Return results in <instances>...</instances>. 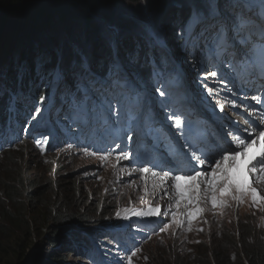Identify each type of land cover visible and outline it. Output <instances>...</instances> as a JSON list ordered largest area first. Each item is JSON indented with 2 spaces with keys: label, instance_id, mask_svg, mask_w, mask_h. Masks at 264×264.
I'll list each match as a JSON object with an SVG mask.
<instances>
[{
  "label": "rangeland",
  "instance_id": "374dc122",
  "mask_svg": "<svg viewBox=\"0 0 264 264\" xmlns=\"http://www.w3.org/2000/svg\"><path fill=\"white\" fill-rule=\"evenodd\" d=\"M74 3H76L74 6L80 15L79 17H81L80 19L84 16L95 25L87 27L80 19L71 18L66 21L61 16H52V24H44L47 15H52V11H50L47 4L44 9H32L23 12L25 18H13L14 16L12 15V18H0V82L2 84L5 82L4 74L7 77L6 65L8 64L9 49H12L13 53L17 56L18 52L25 54L26 48L28 46L31 47L30 45L47 48L54 47L56 57L59 59L63 57L64 64H68V62L78 61L79 52L76 48L81 49L86 45V49L82 53L90 58L91 65H95L97 59L92 55L90 49L100 46L102 59L106 61L109 52L108 39L112 31L117 30L119 21L125 20L128 21L127 23H130V28H127L130 30L127 31L126 29L119 35L122 41L121 55L123 56L124 50L133 48V45L123 42L125 40L133 38L134 42L137 40L136 43L138 42L141 46H144L140 33L141 21L152 19L164 27L167 35L168 33L172 34L174 23L182 18V12L185 13V11L189 10L192 0H173L164 8V10L166 9L165 12L159 15L154 13L151 15L149 13L145 0H138L135 3L114 0L112 1V4L115 6L114 13L112 18L107 21L102 19L98 13L87 10L85 4L78 1H74ZM27 20H30L31 24H26ZM21 26H24V31H19L22 29ZM167 38L170 44L168 54L171 56L170 50L173 51L171 49L173 42L171 41L175 39V36L173 34ZM172 48H175V46L172 45ZM68 50L74 54L72 53L73 55H71ZM15 67L18 69V78L21 79L22 74H19L20 63L18 61ZM161 68L158 64L154 66V70L156 71ZM44 84H37L34 90L27 94L33 107L32 113L29 114L28 118L30 120L33 119L31 122L35 120L36 124L42 119L41 116L44 115L47 103L53 105L51 103L52 99L56 101L55 107H64L63 104L59 103L60 100L55 88L60 97H65L66 102L71 100L70 91L63 81L58 83L56 78L47 80L46 87H48V91L46 95L40 93L45 87ZM8 86L10 85L8 84ZM63 89L67 91L62 93L61 90ZM2 90L3 86H1L0 92ZM14 93L22 92L20 88H17ZM41 96L45 97L43 101L40 100ZM36 97H38V100L34 101ZM37 109H39V112H37ZM78 109L80 108L77 107L74 113L73 111L67 113L69 120H72ZM112 114H114V111H112ZM51 141L57 147L51 148L48 151L42 150V146L36 148L33 142H29L12 147L6 153H2L0 156V185L6 180H15L18 175L24 179V183L31 179L36 180L41 183L43 188H47V194L46 196L44 195L45 203H42V208L51 209L47 207H51L54 200H56L58 203L56 212L59 215L78 216L81 214L85 217L89 216L90 218L87 219L88 223H91L88 226L89 230L101 229L100 227H93L94 225L110 226L112 223L119 222L124 212L131 217L133 210H139L141 205L149 203L152 200L156 201L157 207H160L159 198H153V195L148 196V200L147 197L146 199L143 198L145 197L143 196L144 188L137 186L136 176L138 172L130 171L129 166L118 164L116 160L111 159L100 161V165L92 158L87 159L81 164H76V162H72L69 159L80 154L85 156L81 150L76 146H70L65 141L53 139ZM50 143L48 142L47 145ZM148 188H150V184ZM256 189L261 196H264L260 188ZM213 194L212 192L211 195H207L205 198L204 219L202 220L203 217L201 216L193 225L187 226L188 228L181 227L178 221L170 219L169 215L166 216L164 219L165 223L162 226L165 230L159 235L154 236L148 244L140 248L135 256H132V264H171L169 260L171 257L177 258L175 262L179 263L181 260H186L185 258L194 250L193 248H197L198 246L208 248L213 229L217 233L215 237L221 236V243H224L233 240L234 234L238 232L239 225L240 227L242 225L244 234L251 235V237H246L248 239L250 237L252 243L261 245L264 250V201L253 203L250 194H244L242 199H237L241 194L235 190L230 195L221 197L219 189H217L215 194L223 203H218L214 207L211 203V196ZM2 198L3 195L0 190V201H3ZM22 202L27 208L22 214L28 225V237L20 236L24 230H21L17 226L13 233L11 232L8 235V239L4 240L6 245L5 247H1L0 264H36V262H38L37 264H84L85 259L78 258L73 252H69L65 245L63 246H65L66 250L64 247L57 245L52 248L46 246L47 243L44 241L47 239L50 228L53 226L52 219L43 215V209L40 207L36 209L31 208L25 197L22 198ZM117 212L121 214L120 218L116 217ZM135 219L134 217L132 218V220ZM206 219L210 220V225H206L205 227ZM1 222L3 226L6 225L5 222L0 220ZM84 225H77L78 228L80 227L79 234L83 236L85 244H90L93 239L92 236H84V230L86 229ZM17 230H20V232H17ZM67 233L69 231H66L62 235L65 237ZM103 237L104 235H100L99 239ZM19 238L23 240V244L26 246V254L20 261L16 256L20 251L16 248L17 245H15ZM251 242H248V245H251ZM39 246L42 249L39 250ZM204 247L201 250L202 252ZM225 247L228 248L229 245L227 244ZM99 248L104 253H107L105 257L107 264H128V260L121 261L120 258L114 255L111 244L105 245L104 242H100ZM39 251H42V253ZM226 254L228 264H240L239 262L242 260L243 264H246L245 260L241 259L242 255L239 257L240 255L237 254L234 248L226 250ZM59 257L61 260L58 259Z\"/></svg>",
  "mask_w": 264,
  "mask_h": 264
},
{
  "label": "snow or ice",
  "instance_id": "6c2138e0",
  "mask_svg": "<svg viewBox=\"0 0 264 264\" xmlns=\"http://www.w3.org/2000/svg\"><path fill=\"white\" fill-rule=\"evenodd\" d=\"M181 28L183 35L179 39L184 41V48L191 46L194 56L196 51H200L208 59L218 61L217 66L220 68L227 64L239 78L256 75L264 78V0H192L186 18L181 20ZM140 33L144 46L148 49L146 52L137 42L133 48L124 50V55L121 56L122 41L118 30H113L108 39L106 66L101 65L102 71H94L90 58L80 53L78 61H72L67 65L62 59L58 61L49 70L50 75L54 76L58 83L63 81L70 90L73 105L79 107L82 112L90 115L97 103L101 107L107 104L110 108V98L123 97L140 77L139 67L142 60L155 66L159 54L160 65L167 63L170 45L164 27L152 19H145L141 21ZM218 76L220 80L225 78L220 72L211 71L204 79L207 81L209 77ZM205 87L209 95L215 93V89L207 87V84ZM44 99L45 97H40L41 101ZM252 99L264 103V97L253 96ZM218 106L221 111L224 110V104L220 103ZM250 122L253 128L245 130L246 134L229 133L234 139L228 141L229 147L216 154L224 161L222 167L214 156L202 154L198 157L193 151L191 156L186 155L190 167L169 168L163 171L161 179L173 173H182L174 175L173 187L178 199L191 201V192L195 190L199 193L198 177L206 176L209 172L208 169L198 168L197 164L203 166L205 161H208L221 169L219 174L212 172L211 179L207 180L214 193L211 196L214 207L218 203H223L215 194L217 185H220L221 197L230 195L235 190L241 194L237 199H242L244 194H250L253 203L264 201V196H261L255 187H250L248 174L257 168L264 172V120ZM175 124L180 126L181 121L176 119ZM257 135L259 147H256L254 138ZM108 155H111V151L101 159H107ZM121 156L127 158L128 153L122 152ZM139 171L147 174L149 168L141 167ZM152 175L155 177L157 173L153 171ZM201 211L202 209L197 208L195 213ZM161 214L160 207H149L147 211L133 210L131 217L124 218L159 217ZM120 216L121 214L117 212L116 217ZM164 230V227L160 229L161 232ZM135 255L136 252H132L128 264H132V256Z\"/></svg>",
  "mask_w": 264,
  "mask_h": 264
},
{
  "label": "trees",
  "instance_id": "16d2710c",
  "mask_svg": "<svg viewBox=\"0 0 264 264\" xmlns=\"http://www.w3.org/2000/svg\"><path fill=\"white\" fill-rule=\"evenodd\" d=\"M74 1L81 2L85 4L87 10H92L98 15L107 21L111 19L114 13L115 6L112 4L114 0H0V18H10L11 15L14 16L13 18L23 17L25 18V14L23 12H27V10H41L44 9L45 5H48L50 11H52V15L48 14L44 24H52V16L57 17L61 16L62 19L68 20L71 18L80 19L79 13L76 11ZM128 3H135L138 0H122ZM146 8L151 13L154 14H163L165 12L164 8L173 0H145ZM168 2V3H167ZM73 5H72V4ZM71 4V5H70ZM149 5V6H147ZM185 15V14H184ZM79 17V18H78ZM12 18V17H11ZM41 20V18H40ZM85 26L89 27L95 25L92 21L86 19V17L82 16L80 19ZM121 20V19H120ZM125 22V23H119ZM117 24V30L119 35L123 33L127 28H130V23L128 21L122 20L119 21ZM26 24H31L30 20L25 22ZM125 25V26H124ZM22 29L19 31H24V26H21ZM94 28V27H92ZM130 29H127L129 31ZM26 32V31H25ZM91 33L90 30H88ZM26 36V34H25ZM137 40H125L123 42L135 46ZM82 46L81 44H79ZM27 47L25 50V54L23 52H18L17 56L13 53L12 49H9L8 54V64L6 65V75H4L5 82L9 84L12 89L15 85L20 84L22 90H29L32 92L34 87L41 82L43 77H47L50 75L49 70L53 68L58 61L61 59L57 58L54 54V47L47 48V47H37L32 46ZM86 46V45H85ZM85 46L81 49L76 50L80 53L85 51ZM92 55L96 57L97 67L95 71H102L101 65H104L106 61L102 59L101 56V48L92 47L90 49ZM71 55L74 53L69 51ZM73 53V54H72ZM60 56H62L59 53ZM62 60L64 61L63 57ZM17 61L20 63V72L22 74V78H18L17 68ZM67 61V60H66ZM68 62V61H67ZM69 64V62H68ZM1 65V59H0ZM67 65V63H65ZM25 66V68H24ZM26 69V70H25ZM22 71V73H21ZM1 76V75H0ZM52 76V75H50ZM38 81V82H37ZM33 84V85H32ZM32 85L31 89L29 86ZM46 90L43 89L40 93L45 94ZM30 149V148H29ZM31 150V149H30ZM24 179L21 176H17L15 180H6L0 185V190L3 195V201H0V220L5 222V226H3L2 222L0 223V253L1 247H5V239H8V235L18 226L21 230H24L23 234L20 236L28 237L27 230L28 225L26 224L23 216V212L26 211V206L23 205L22 198L25 197L28 201L31 208H41L43 209V215L50 217L53 222V226L50 228V233L45 239L46 246H50V248L54 246H61L65 249V237L62 235L66 231H71L72 227L77 226L78 224H85L84 226H90V222L88 223L87 219L90 218L89 216L85 217L84 215L79 214L78 216H66L65 214L59 215L56 212V206L58 205L57 201L54 200L51 209L42 208V203H45L44 195L47 194V188H43L41 183L34 181H26L24 183ZM22 209V210H21ZM57 215V216H55ZM59 215V216H58ZM68 224V226H66ZM241 228V230H240ZM69 229V230H68ZM244 229V228H243ZM20 232V230H17ZM217 234L214 229L211 232V241L209 242V247L198 246L197 248H193L192 253L186 257V260H181V262H175L177 258L171 257L169 260L171 264H228L226 250H234L239 254L241 259L243 258L246 264H264V250L263 247L258 244H254L251 242V235H246L242 231V225L238 226V232L234 234L233 240L229 242L226 241L221 243V236L215 237ZM246 236H250L249 239ZM248 242H251V245H248ZM239 243V245H237ZM229 245L228 248L225 245ZM16 248L20 251L17 253L18 260H22L25 256L26 246L23 244V240L20 238L17 240ZM204 247L203 252L201 251ZM240 248V249H239ZM4 249V248H2ZM37 249V248H36ZM38 249H42V247H38ZM42 253V251H39ZM44 254V252H43ZM177 257V256H176ZM238 257V259H239ZM61 260V258H58ZM186 261V262H185ZM38 262H36L37 264ZM243 264V260L239 262Z\"/></svg>",
  "mask_w": 264,
  "mask_h": 264
},
{
  "label": "bare ground",
  "instance_id": "6f19581e",
  "mask_svg": "<svg viewBox=\"0 0 264 264\" xmlns=\"http://www.w3.org/2000/svg\"><path fill=\"white\" fill-rule=\"evenodd\" d=\"M51 78V76L50 75H48L47 77H43L42 78V80L41 81H45V80H47V79H50ZM83 157H85V158H83ZM90 157V158H89ZM94 159L96 162H97V164L99 163L100 165H101V162H100V158L98 157V156H88V155H83V154H80V155H78V156H74V157H71L69 160L70 161H72V162H76V164H81V163H83V162H85L87 159ZM104 165V164H103ZM61 167H65V166H61ZM119 171V170H118ZM111 172V171H110ZM99 173H101V172H99ZM125 174V173H124ZM100 175V174H99ZM103 175V174H102ZM101 176V175H100ZM136 185V184H135Z\"/></svg>",
  "mask_w": 264,
  "mask_h": 264
},
{
  "label": "water",
  "instance_id": "95a60500",
  "mask_svg": "<svg viewBox=\"0 0 264 264\" xmlns=\"http://www.w3.org/2000/svg\"><path fill=\"white\" fill-rule=\"evenodd\" d=\"M166 1H168V0H166ZM168 2H169V1H168ZM168 2H167V3H168ZM169 4H170V3H169Z\"/></svg>",
  "mask_w": 264,
  "mask_h": 264
}]
</instances>
